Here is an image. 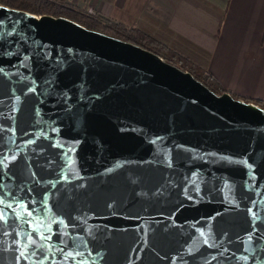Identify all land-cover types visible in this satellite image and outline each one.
I'll return each mask as SVG.
<instances>
[{
    "label": "water",
    "instance_id": "obj_1",
    "mask_svg": "<svg viewBox=\"0 0 264 264\" xmlns=\"http://www.w3.org/2000/svg\"><path fill=\"white\" fill-rule=\"evenodd\" d=\"M0 264H264V109L0 5Z\"/></svg>",
    "mask_w": 264,
    "mask_h": 264
},
{
    "label": "crops",
    "instance_id": "obj_2",
    "mask_svg": "<svg viewBox=\"0 0 264 264\" xmlns=\"http://www.w3.org/2000/svg\"><path fill=\"white\" fill-rule=\"evenodd\" d=\"M134 27L204 68L223 92L264 101V0H58Z\"/></svg>",
    "mask_w": 264,
    "mask_h": 264
},
{
    "label": "trees",
    "instance_id": "obj_3",
    "mask_svg": "<svg viewBox=\"0 0 264 264\" xmlns=\"http://www.w3.org/2000/svg\"><path fill=\"white\" fill-rule=\"evenodd\" d=\"M0 5L10 9L25 11L35 16L48 15L51 17H62L73 21L86 29L97 31L104 35L130 42L160 57L163 61L178 67L180 70L189 73L204 87L220 94L223 90L206 73L203 67L194 63L187 57L166 47L161 42L146 35L142 31L127 27L122 23L111 21L95 12H85L75 5L58 0H0ZM233 98H236L232 95ZM264 109V101H253Z\"/></svg>",
    "mask_w": 264,
    "mask_h": 264
},
{
    "label": "rangeland",
    "instance_id": "obj_4",
    "mask_svg": "<svg viewBox=\"0 0 264 264\" xmlns=\"http://www.w3.org/2000/svg\"><path fill=\"white\" fill-rule=\"evenodd\" d=\"M80 9V8H79ZM80 10H82V11H85V12H93L92 10H88V9H86V10H84V9H80ZM189 59V58H188ZM189 60H191V59H189ZM192 61V60H191ZM195 63V62H194ZM197 64V63H196ZM202 67V66H201Z\"/></svg>",
    "mask_w": 264,
    "mask_h": 264
}]
</instances>
